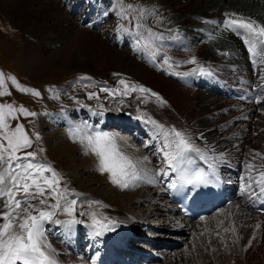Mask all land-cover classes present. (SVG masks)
<instances>
[{"label": "bare ground", "instance_id": "obj_1", "mask_svg": "<svg viewBox=\"0 0 264 264\" xmlns=\"http://www.w3.org/2000/svg\"><path fill=\"white\" fill-rule=\"evenodd\" d=\"M149 2L154 4L153 8H155V11L163 10L164 12V16L162 17L159 25V28H162L163 31V41L156 42L157 46L160 47L161 50L157 54L155 60H153L149 53H146L147 50H140L141 54L144 55L143 60L138 59V57L135 56L136 53L133 54L134 56H132L133 52L130 53L131 51L127 48V44L129 43L130 45H135L133 44L135 41V39H133L134 37H130V34L137 31L135 28H131L132 33L120 31L119 34L123 35L118 37L117 40L114 39L115 43H118L117 47L111 44L113 41L109 44L108 40L106 42L103 40V36H97L95 32H90L88 29L86 30L77 26L72 27V23L70 24L71 26L69 24H67V26L64 25V31L55 33V30L53 29L56 27L55 23L51 25L44 23L45 21L47 22L50 20L54 22L58 19V17H56L58 14H54L58 10L57 5L51 7V5L56 4L54 0H0V9H3V11H5L8 15H11V17L15 20L27 27L28 30L31 28L35 32L37 31L40 35H42L43 32V35L45 36L44 39H50L49 44H45L44 42H40L38 44L33 42L30 44L31 46H36V48H38L37 50L39 52L41 51L42 54L45 52L54 53V50L59 47H62L61 49L65 50L66 53H71L70 46H74L72 45L74 43H81L92 49L93 53L97 55L99 54V61L95 63L96 69L99 68L98 65L101 68L112 67V69H117L118 66H122L123 64L129 68L138 67L139 72L142 71L147 73L145 76L146 81L151 84L156 93L158 92L159 95L161 94L160 96L163 100L167 101L164 105L157 103L154 112L158 114V112L162 113V110H164L163 113L165 114V118L164 121L162 120L163 122L160 123L165 125V128L160 130L150 124V126L147 127L148 129H146L149 131V135L152 138L151 147L156 149V157L159 159L161 158V163H159L161 165L160 169H156L153 165H150L152 164L150 163V159L148 157L145 159V154L140 151L143 149H140V147L138 148L135 143L132 145L134 148L130 146V149H128L126 147L127 151H125V154L130 156L134 161H139L138 169L142 170L141 174L145 177L143 180H137L138 182L140 181L142 184L148 183L149 185L156 184L157 178L159 182L163 177H165L163 178V185L164 188H166V196H168V186L172 181V179H169L168 173L172 170L167 168L165 158L160 152V148L165 143V140L169 142L174 141V137L172 139L169 137L168 139V136L170 135L169 129L173 127L178 131L184 132V134L189 133L191 136L193 133L196 134L195 137L193 136L194 138L190 137V140L200 147L202 151L206 152L205 154L203 153V157L206 158L211 165H215L214 168H216L218 173L225 175L221 164L223 162H227L228 165L226 166L229 169H225V172L230 170L235 177L240 178L242 173L247 175L249 172V169L246 167L247 163L255 162L259 164L261 161L264 162V160L259 157L253 160V155L255 153L264 154V145L259 144L254 147V141L257 138V133L261 134L260 138L262 139V142H264V130L262 132V126H264V106L253 107L252 105L247 106L243 104V106H245L246 114H239V111H235L238 110L239 107V103L237 101L226 99L233 101V105H226L223 99L228 97L223 98L216 92H229L226 89L229 84L227 82L220 83V81L223 80L222 78L239 79L242 74H244L243 79L247 80L248 84L259 87L264 86V79L261 78L264 76V71H262V69H264V65L254 67L249 62L243 40L239 35L224 26L225 19H227L232 13H236L238 16H243L245 18H251L260 24H264V0H149ZM52 14L56 16H53ZM149 14V16H151L152 13L149 12ZM89 16L90 6L85 9L81 21H87ZM205 18H210L212 21L203 22L201 19ZM146 20L148 21V19ZM93 24L98 25V23H92L90 26H93ZM119 24L124 25L121 24V22H119ZM32 30L31 32H33ZM138 31L143 36L147 33L143 32L145 31L143 28H140ZM156 33L160 34L158 31ZM53 46H56V48H52ZM48 47H51L52 49H48ZM60 48L55 51H60ZM133 50L135 51V49ZM150 50L152 51L153 49ZM106 53L110 56L109 62L105 57ZM178 54H187L189 58L195 56L197 64L184 63V61H186L184 60L185 58L177 60V56L175 57V55ZM165 55L170 58V64L163 63ZM85 56L86 55H84V57L83 55L77 56L80 63L86 62ZM174 62L176 64H174ZM198 65H202L208 70V72L213 71V73L210 74L211 77H204V75H200V73L198 76L193 73L188 76L174 75L168 70L171 66H175L179 69L184 66L189 67L190 69ZM209 78L214 81L212 84L210 81H207ZM201 87L206 90L202 89V91L198 89ZM250 110L257 112L250 114ZM198 112L204 116V119H201L202 115H199ZM222 115H226L229 120L225 119L226 121L224 122ZM197 117H200V119H197ZM65 118L67 119L69 117ZM259 119L261 123L259 122ZM67 121L70 120L68 119ZM211 121H213L212 124ZM234 122L239 123L241 129H236V126H238L236 125L232 131L230 130L231 132H227V129L232 127ZM254 122H256V127L254 129H250V123ZM138 125L144 129L146 128V124L144 122H139ZM127 129L130 130V127ZM203 131L204 138L199 136V134L203 133ZM59 133L60 132L56 133L53 137H56ZM253 135L256 136L254 137ZM246 136L249 138H246ZM232 139L236 143H233ZM241 143L243 145H241ZM247 143L248 146H245ZM173 149L169 150L171 151ZM208 149L213 150L212 153L217 156L211 158L209 155L211 153ZM218 150L219 152H217ZM49 152L51 155L58 157L59 160H57L60 161L61 164L69 171L76 169L75 166L71 165L69 157L73 159L75 156L79 158L83 157V155L77 154L78 150H76V146L71 142L69 143V141L65 140V138L58 139L55 147L49 149ZM230 155H232V157L234 156L233 159ZM84 159L88 163L91 162L90 155L85 156ZM230 160L231 164L228 162ZM84 167L85 170L91 173L93 172L90 165ZM254 171L255 170H252L251 172ZM160 173L163 176L161 179L159 178ZM154 175H156V177ZM99 176H97V178H92L91 181L96 180L97 183L102 182V178H98ZM230 179L231 181L234 180L233 177ZM256 179L257 178H253L252 181L255 183ZM87 186L89 185L87 184ZM260 187H263V185H260ZM241 188L246 191L249 189V184L242 183ZM139 192L140 191H138V194L136 193L134 197L141 195ZM262 194H264V191H260L257 195H255V198L260 197ZM111 195L114 200H119V197H121V193L117 189H115V192ZM124 196L126 197V194H124ZM131 198H133L132 195L129 199ZM147 199L150 198H144V202ZM166 201V205L170 208L169 210L175 211V208L169 204L168 199ZM33 203L36 202L33 201ZM114 203L116 202L114 201ZM255 203L256 202H253V204ZM246 206L247 204L238 198L225 208L227 212L229 211V213L226 215H223V213L218 215L220 216L218 218L221 219V221H208L209 216L198 221L199 224L202 221L208 224L209 227L204 228L205 234L207 235L208 232H211V230L212 232H215L220 229H228L227 234L231 236V239L227 241L226 246L222 250H220V248L215 244L208 241L212 246V252L207 254V258L209 260L208 262L211 264H222L223 261L228 258H233V261L238 262V264L264 263V218L251 211ZM2 207L3 206L0 207V210H2ZM169 210L168 212H170ZM122 212L124 213L122 210L110 209L107 206L100 208V212L97 213L99 217H107L108 219L114 221L113 224L109 225V230L103 231L100 235L95 234L96 230L90 227L91 218L87 217V219L83 221V226L89 231V233L84 236H77L78 234L76 235V229L79 228V224L75 225L71 231L63 226L61 231L65 232V237H67L68 233H71L75 236V238H77V242L84 241L88 244V247L85 249L81 245H76L77 242L75 241L70 243L71 249L68 252L66 250H61L58 253V259L61 264H88L84 260L88 257L89 249L93 256H98L101 253V250L104 249L103 244L106 242H113V238H118V241L121 242L120 245L122 246L123 242L126 243V245L129 244V240L134 238L131 236L136 235V237H139L140 232H138L137 229H134V225L130 226L125 224L126 222L123 223V221L126 220L124 219V214H122ZM149 213H152V211ZM148 216L149 214L145 216V220L149 218ZM81 217L84 216L78 214L77 218L80 219ZM171 219V221L174 220V218ZM180 221L181 223H173L172 227L168 228L176 230H182V228H184L185 231L189 232L192 225L195 224L194 222L187 221L184 218H180ZM257 225H259V227H257ZM147 229L151 231L154 229V226L152 225ZM232 229H235V231H232ZM190 232L192 233L191 236H195V231L191 230ZM98 238L104 239L101 246L98 244L100 241L97 242ZM220 239L219 235V241ZM56 240L58 241V238ZM250 240L252 242L249 245ZM115 244H113V247H115ZM76 246L79 247L77 248ZM52 248L54 247L52 246ZM138 250H140L139 247L122 249V253L119 258L130 262V256L136 255L135 253ZM218 251L220 252L221 257L217 256ZM61 253L65 254L64 257L67 258L66 260H68V263L59 256ZM174 254L171 255L170 252L166 250L161 251L164 264L188 263V260L184 259V257ZM93 256L90 258L92 263ZM190 264L193 263L191 262Z\"/></svg>", "mask_w": 264, "mask_h": 264}, {"label": "rangeland", "instance_id": "obj_2", "mask_svg": "<svg viewBox=\"0 0 264 264\" xmlns=\"http://www.w3.org/2000/svg\"><path fill=\"white\" fill-rule=\"evenodd\" d=\"M54 1L56 4L51 5V7L57 5L58 10L54 14H58V15L57 16L53 14L52 15L58 17L57 19L58 21L56 20L53 22L52 20H50L47 22L45 21L44 23L47 25H51L55 23L56 27L53 28L55 30V33L64 31V25L67 26V24L70 25L72 23L71 24L72 27L77 26L86 30L88 29L90 32H95L97 36L100 37L103 36L102 37L103 40H105L106 42L108 40L109 44L110 42L113 41V43L111 44H113L115 47H117L118 45V43L117 44L115 43V40H117L118 37L123 35V34L122 35L119 34L120 31L117 28L120 25L119 22H121V24H124L125 27L130 29L131 28L134 29L135 23H140L144 26L142 27L145 30L143 31L144 33L147 32L146 30L148 28H151L156 32L158 31L159 33H163L162 28H159V25H160V21L162 20V17L164 16L163 14L164 12L163 10H156L157 11L156 12L155 8H153L154 4L150 3L149 0H123V3L125 5L127 4L139 5L143 7V9L145 10V14L142 17H140L138 21H133L131 24L129 23V20L122 19L120 16L117 15L118 9L114 7L117 0H94V3L92 5L91 15L95 7L99 6V9H101V11L103 10L101 14L102 16L100 20L97 17H95L91 19L88 18L87 21H81L85 10H83L80 13V15L78 14L79 12L77 10L84 5L85 1L83 0H54ZM88 2L89 1L86 2V5L88 4ZM106 12L108 13L107 15H105ZM149 12H151L153 15L151 14V16H149L150 15ZM7 15L8 14L5 11H3V9H0V71H3L6 74L5 87L0 90L6 91L10 94L0 96V103L12 104L17 108L20 105H23L29 111L37 113V115L34 117L23 116L19 113L16 114L18 118L8 117V123L11 126V128H15V126L18 123L23 124L29 137L33 141L32 146L30 148L23 149L20 153H18V155H23L25 152H30V151L36 152L37 162H48L61 174V176L63 177V180L61 181V185L66 186L69 192L71 193V195H69L68 198L69 199L75 198L78 201L76 206L77 216L82 212L91 213L94 211L98 213L100 212V208L105 206L109 207L110 209L122 210L124 211V213L122 212V214H124L123 217L126 220L123 221V223L126 222L125 224H128L130 226L134 225L133 226L134 229H137L138 232H140L139 237L137 236L138 238H134V239H139L140 236L144 237V236H152V235L154 237L159 235H160L159 237L164 236L163 238L168 237L169 239H171L169 240V243L173 244L172 246L169 247V249L171 250L168 251L170 252L171 255L175 253L174 255L184 257V259L188 260V263L186 264H190L191 262L193 264H211L210 262H208L209 260L207 258L208 257L207 254L212 252V246L209 244V242L215 244L220 248V250H222L226 246L227 241L231 239V236L227 234L228 231H226V229H220L221 231L216 230L215 232H212L211 230V232H208L207 235L205 234L204 228L209 226L207 223H204L203 221L200 224L195 223L194 225H192L190 231L191 230L195 231L196 232V234H194L195 236H191L192 233L190 231L189 232L185 231L184 228H182V230H176L170 228L167 229L168 227H172L173 223L175 224L177 222L181 223V221L180 218H178L177 213L175 211L169 210L170 208H168V206L166 205L167 197L164 192L163 180H160L158 182V178H157L156 184H150V185L148 183L142 184L140 181L139 182L135 181L136 186L121 188L119 185L113 184L110 181L108 173H100L98 171V165H99L98 158L90 152L86 153L84 147L78 141H74L69 136V129L71 127H73L74 125H82L84 123L92 126L91 130L98 128L101 131H107L118 134V142L121 146V150L122 151L124 150L123 151L124 153H126L125 151H127L126 150L127 148L130 149V146L133 147L132 145L135 143V145L138 148L140 147V149H143L140 151L145 154V157L146 158L148 157L150 159V163H152L150 165H153L154 168L156 169H160L161 165L159 163H161L160 161L161 158L159 159L158 157H156L157 156L156 149L151 147L152 138L149 135V131L146 130L148 129L147 127L150 126V124L147 123V120L149 118L154 119L159 123L164 121L165 118V114L163 113L164 110H162V113L159 112L158 114L154 113L155 108L157 106L156 104L159 103V101H157L156 98L152 97L150 94L141 93L139 91L131 92L127 96H122L120 94L111 96L108 94V92L101 91L102 88H108L110 90L122 89L123 86L119 83V81L121 79H124L128 81L130 84L135 83L137 85H142L143 87L150 89L152 92H155L151 84L146 81L145 76L147 73H144L141 70H140L141 72H139L138 67L129 68L123 64L122 66H118L117 69L115 68L112 69V67H108L109 69L101 68L99 65H98L99 68L96 69L95 63L99 61L98 59L99 54L97 55L93 53L92 49H90L85 44H81V43L72 44L74 46H70L71 53L70 52L66 53L65 50L61 49L62 47L61 48L59 47L61 49L60 51L58 50L56 52L55 50L59 49L57 48L54 50V53L45 52L42 54L41 51L39 52L37 50L38 48H36V46H31L30 44L33 42L35 44H38L40 42L49 44L50 39L46 38L45 40L44 39L45 36L43 35L44 34L43 32L42 35H40L39 33H37V31L35 32L31 28L28 30L27 27L23 26L21 23H19V21L11 17V15L8 16ZM130 15L138 16L139 11L137 10L131 12ZM146 19H148L149 22ZM98 20L99 22H97ZM201 20H203V22L212 21L210 18H205ZM92 23H98V25L93 24V26H90V24ZM31 30L33 32H31ZM147 35L148 33H146L145 37H147ZM130 37H134L133 39L135 40L138 38L133 34H130ZM143 43H146V41L145 42L142 41V44ZM133 44L135 45H130L129 43L127 44L128 46L127 48L131 51L130 53L133 52L132 56H134L133 54L136 53L135 56L138 57V59L143 60L144 55L141 54L140 51L143 49L138 48L135 41L133 42ZM50 48L51 47H48V49ZM52 48H56V46H53ZM133 49H135V51ZM148 51L151 50L150 49L147 50L146 53H149ZM79 55H83V57L84 55H86L85 56L86 62L80 63V61L77 59V56ZM105 55H106L105 57L108 59L109 62L110 56H108L107 53ZM175 57L177 58V60L183 58H185L184 60L190 59L187 56V54H183V55L178 54L175 55ZM174 64L176 63L174 62ZM198 66L190 69L189 67H184V66H182L180 69L176 68L175 66H171L170 68H168V70L171 71V73L174 72L193 73L192 69L197 68ZM209 73L211 74L213 73V71H210ZM193 74L198 76L199 72L197 71ZM243 75L244 74H242L239 79L222 78L223 80L220 81V83L223 82H227L229 84H245L244 82L248 83L247 80L243 79ZM7 76H14L16 78V81L22 87L38 90L40 92V96L37 97L32 95L31 93L21 92L16 87V85L12 83L11 80L7 79ZM205 76L211 77L209 74H204V77ZM82 77H89L91 79H81ZM241 80L244 82H238ZM207 81H210L211 84L214 82L210 78ZM198 89L206 90L205 88L202 87ZM89 93H97L99 98L98 99L95 97L89 98L88 95ZM226 99L227 98L223 99L226 105H233L232 100H226ZM240 105L241 104L239 103V106ZM242 108H243L242 110L238 108V110L235 111H239V114H245L246 111L245 106H242ZM93 111L95 113H93ZM199 115L202 114L199 113ZM65 117H69V118L66 119ZM222 118L224 122L226 120H229V118L226 115H222ZM68 119L70 121H67ZM197 119H200V117H197ZM201 119H204L203 115L201 116ZM139 122L141 123L144 122L146 124L145 125L146 128L144 129L140 127L138 125ZM212 123L213 121H211V124ZM235 126L236 129H241L240 124L234 122L232 127L227 129V132H231ZM250 126H251L250 129L252 128L254 129L256 127V122L250 123ZM128 127H130V130L127 129ZM263 127L264 126H262V132L264 130ZM85 131H90V130L85 129ZM58 132H60L57 135L58 137L57 136L53 137V135H55ZM35 133H39L40 136L39 140L35 138ZM187 134L185 133V135L188 136L189 138L193 136L195 137L196 135L195 133H193L192 136L189 133ZM199 136L204 138V131L203 133L199 134ZM253 136L255 137L256 135ZM169 137L170 139L173 138L171 134L168 136V139ZM247 137L248 136H246V138ZM260 137L261 134L257 133V138L254 141L255 143L254 147L258 146L259 144L264 145V142H262V139ZM63 138L69 141V143L71 142L76 146V150H78L77 154L83 155L82 158L75 156L73 159L69 157V160L71 161V165L76 167V169L72 171H69L66 167H64L61 164V162L58 161L59 158L56 157L55 155L54 156L51 155L49 152V149L55 147V145L58 142V139H63ZM232 141L233 143H236L233 139ZM241 145L243 144L241 143ZM245 146H248V143L245 144ZM208 150L211 153V154L208 153L211 158L217 156L214 155V153H212L213 150L211 149ZM202 152L204 154L206 153L205 151ZM217 152H219V150ZM87 155H90L91 162L89 163L84 159L85 156ZM230 156L233 159L234 156L233 157L232 155ZM262 163L264 162L261 161L259 165H261ZM89 165L90 168L92 167L93 170L92 173L85 170L84 166H89ZM221 167L225 169L228 168L227 166H223V165ZM228 172L231 173V174L229 173L230 175L233 174L230 170ZM160 174H159V178L161 179L163 176L162 174L161 175ZM229 174L227 175L229 176ZM46 175H50V174L46 173ZM97 176H99L98 178L100 177L102 178V179L100 178L102 182L97 183L96 180L91 181L92 178L94 177L97 178ZM154 176L156 177V175ZM230 178L231 176L229 178H226L227 181H230ZM87 184L89 186H87ZM115 189L119 190V192L121 193V197H119V200H114L112 198L111 194L115 192ZM138 191H140L139 193L141 195H137L136 197H134V195H136ZM124 194H126V197L124 196ZM129 195L130 196L132 195L133 198L129 199L130 197ZM148 197L150 199H147L144 202V198H148ZM2 199L3 198L0 197V200ZM92 201H98L99 203L93 204ZM114 201L116 203H114ZM50 202H54V201L50 200ZM1 206L2 204H0V207ZM168 210L170 212H168ZM150 211H152V213H149ZM224 213L226 215L227 213H229V211L227 212L226 210V212L224 211ZM148 214H149L148 216L149 218L145 220L146 218L145 216ZM84 217H81L80 220L84 221L87 218H91L90 215H85ZM214 217L215 216L212 217V220L214 219ZM171 218H174V220L171 221L172 220ZM54 219L65 220L67 219V217L61 212L58 213ZM212 220L208 218V221H212ZM144 223L153 225L154 230L149 231L147 229L148 227L145 226ZM63 226L64 225H56V224L46 225V227L48 228L47 239L55 249L57 248L59 250L58 251L56 249L57 253H59L61 250L63 251L66 250L68 252L71 249L70 243H73L74 241L77 242V238H75V236L72 235L71 233H68L67 237H65L64 234L65 232L61 231ZM74 227L75 225L72 226V228ZM78 227L79 228L76 229L77 232L76 235L78 234L77 236H84L85 232H84L83 223H80ZM155 227H159V228L155 229ZM72 228L70 229V231L72 230ZM169 230H173V231H169ZM219 235L221 238L220 241H219ZM195 237L198 239H196ZM57 238L58 241L56 240ZM133 241L137 242V240H133ZM76 245H81L85 249L87 248V245L84 243V241H78ZM64 247L67 248L68 250L65 249ZM76 247L78 248L79 246ZM64 255L65 254L61 253V255L59 256L63 258V260H66L67 258L64 257ZM217 256L221 257L219 251L217 252ZM228 259L227 260L225 259L222 264H238V262L233 261V258H231L230 260ZM84 261L86 262L90 261L89 256ZM66 262L68 263V260H66ZM150 264H164V260L160 259ZM260 264H264V263H260Z\"/></svg>", "mask_w": 264, "mask_h": 264}, {"label": "snow or ice", "instance_id": "obj_3", "mask_svg": "<svg viewBox=\"0 0 264 264\" xmlns=\"http://www.w3.org/2000/svg\"><path fill=\"white\" fill-rule=\"evenodd\" d=\"M114 7L118 9L117 15L122 19L129 20L130 24L133 21H138L145 14L143 7L134 4L125 5L123 0H117ZM137 10L139 11L138 16L130 15L131 12ZM107 14L106 12L105 15ZM224 26L236 32L243 40L254 67L264 65V24L232 13L225 19ZM142 27H144L142 24L135 23L134 28L137 31L134 33H132V29L124 25H119L118 30L132 33L138 37L135 40L138 48L143 50L153 49L149 54L155 60L161 50L156 42L163 41V34H158L148 28L146 30L148 35L145 37L138 31ZM142 41H146V43L142 44ZM163 63L170 64V58L165 55ZM184 63L197 64V59L192 56ZM197 71L201 75H210L202 65L192 69L193 73ZM172 74L188 76L191 73L174 72ZM261 78L264 79V76ZM5 79L6 74L0 71V89L5 87ZM7 79L11 80L21 92L40 96L38 90L20 86L14 76H7ZM81 79L91 78L82 77ZM119 83L123 86L122 89L102 88L101 91L108 92L111 96L116 94L127 96L131 92L139 91L155 97L161 105L167 103L158 93L152 92L142 85L130 84L124 79H121ZM9 94L0 90V96ZM88 95L89 98H99L97 93H89ZM17 113L23 116L34 117L37 115V113L29 111L23 105L17 108L12 104L0 103V197L3 198L0 200V204L3 206L0 210V264H61L58 253L52 248L47 239L48 228L46 225H64L70 230L72 226L83 223L82 220L77 218L76 206L78 201L75 198H68L71 193L66 186L61 185L63 177L50 163L36 161V152L30 151L18 155L23 149L30 148L33 141L23 124L18 123L15 128H11L9 125L8 117L18 118ZM147 123L156 126L160 130L165 128V125L151 118L147 120ZM91 128L92 126L86 123L74 125L69 129V136L74 141H78L84 147L86 153L90 152L98 158V171L100 173H108L110 181L121 188L134 187L136 186L135 181L145 179L141 174L142 170L138 169L139 161H134L121 150L118 134L101 131L98 128L91 130ZM85 129L90 131H85ZM169 134L175 138L174 141L169 142L166 140L160 148L168 168L174 172L178 171L180 174L179 179L183 183L193 186L207 184L209 176L206 173L192 171L187 167L192 161L190 153H197L203 157L204 154L201 148L174 127L169 129ZM35 138L40 139L39 133H35ZM169 149L173 150L170 151ZM257 157L264 160V154L262 153H255L253 160ZM246 167L251 172L256 168V165L249 162ZM46 173L50 175H46ZM249 180L251 181V177H249ZM255 183L264 185V170L258 172ZM262 191H264V188H262ZM50 200L54 202L50 203ZM33 201L36 203H33ZM92 203L97 204L99 202L92 201ZM61 212L67 219H54ZM79 215L91 216L90 227L96 230V235L108 231L109 225L114 223L107 217H99L94 211L91 213L82 212ZM232 231H235V229H232ZM251 242L250 240L249 245Z\"/></svg>", "mask_w": 264, "mask_h": 264}]
</instances>
